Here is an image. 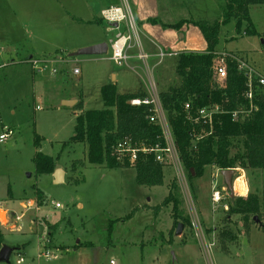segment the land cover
<instances>
[{"label":"rangeland","instance_id":"obj_1","mask_svg":"<svg viewBox=\"0 0 264 264\" xmlns=\"http://www.w3.org/2000/svg\"><path fill=\"white\" fill-rule=\"evenodd\" d=\"M161 10L166 23L204 19L222 23L226 16L224 0H161ZM249 13L259 35L239 34L235 30V19L223 24L216 64L226 53H233L262 78L264 4L252 6ZM10 15L4 6L0 8V135L4 126L15 130L13 136L0 143V202L10 209L9 221L0 230L4 232L6 244L12 247L28 243L27 249L21 250L24 254H19L18 250L11 254V264H17L20 257L25 260L22 264H155L159 261L162 264H206L194 237L197 232L193 210L208 239L218 236L227 243L221 247L220 256L215 253V264H264V170L236 169L234 175V182L242 178L248 184L245 195H240L234 187L235 196L246 197L248 193H256L261 198L258 221L251 215L247 219L242 215L227 217L229 191L224 192V200L214 206L211 199L213 186L218 182L219 189L226 187L218 167L209 166L202 178L191 179L187 172L189 189H184L185 193L178 188L176 191L182 201L184 216L188 218L189 214L188 224L187 227L184 225L182 233L177 234L175 230L170 236L175 222L173 204L162 206V203L172 185H177L173 171L164 168L165 184L148 187L137 182V169L132 164L128 168L116 169L89 164L87 145L69 141L75 134L76 124L72 111L65 108L66 105L58 110L61 92H53L50 88L62 86V94L64 92L65 96L77 100L69 109L79 114L105 108L99 88L102 82L107 81L108 70L114 63L84 59L80 62L81 80L76 79L72 69L78 58L73 59L64 51L75 40L72 36L66 41L61 37L52 39L53 46L44 52L49 60L47 70L36 76L38 71L31 59H17L16 46L19 53L26 52L28 48L22 39L17 41L22 31L18 19ZM189 25L194 24L186 23ZM8 27L14 32H9ZM50 34L48 31L47 35ZM194 41L199 47L201 39L197 37ZM57 48L63 50L54 53L52 50ZM58 55H62V59L54 58ZM11 58L17 60L10 61ZM64 59H68V63ZM177 59L178 55L169 56L163 65L157 67L158 72L153 69L161 92L181 81L176 71ZM140 64L138 71L143 78L132 82L146 87L149 77L142 62ZM52 67L58 72L48 79L54 86L46 84L44 96L38 93L41 84L37 81L34 84L32 80L49 77ZM62 79L65 81L61 82ZM78 80L77 87L73 86ZM143 87L137 93L139 97L147 94ZM84 94L87 99L85 109ZM37 135L40 136L39 146L35 144ZM39 151L56 159L57 169L66 172L64 182L56 184L54 173L37 172L34 157ZM29 200L35 206L27 209L23 205ZM58 204L61 207H57ZM136 207L139 210L132 219L118 221L109 232L112 221L129 215ZM181 243L189 244V247ZM189 251H193L189 254L193 261L186 256Z\"/></svg>","mask_w":264,"mask_h":264},{"label":"trees","instance_id":"obj_2","mask_svg":"<svg viewBox=\"0 0 264 264\" xmlns=\"http://www.w3.org/2000/svg\"><path fill=\"white\" fill-rule=\"evenodd\" d=\"M224 2L226 16L222 23L204 19L198 22L186 20L165 24L160 17L149 18L148 21L160 24L164 29L173 28L180 33L186 23H192L198 27L207 43L204 51L187 50L178 55L176 71L181 81L178 85L170 86L167 91L161 92L163 107L168 111L182 163L186 166L191 179L202 178L209 166H216L221 171L229 168L245 171L264 170V85L259 83L261 77L257 74L253 76V97L249 99L246 97L247 92L250 91L248 85L250 78L247 74L249 70L239 69L240 60L233 53H226L222 57L227 69V75L222 83L215 80L214 70L221 26L235 19L236 32L249 36L259 35L249 12L252 6L264 4V0H224ZM101 91L105 108L87 110L79 114L74 127L75 134L69 141L87 145L86 158L91 165L112 169L128 168L131 165L129 160H119L115 155L116 143L130 137L133 145L143 144L153 147L162 140L161 126L150 123L148 106L129 104L134 97H139L138 94H119L112 84L103 86ZM188 101L191 102L194 115L196 110L209 104L224 106V113L215 117L213 132L209 133L210 127L207 125L208 134L196 142V146L193 144L195 140L193 133L201 132L202 126L196 125L187 118L185 104ZM251 105L254 106L253 110ZM236 110L247 112L244 120H233V112ZM35 144L36 146L40 144L39 135ZM34 162L39 174H53L57 169L56 159L43 151L36 153ZM136 164L139 184L148 187L165 184L164 168L156 163L154 153L140 152ZM192 170L195 175L192 174ZM174 184L162 203V206L173 204L172 214L175 222L170 236L180 223L186 227L188 224V218L181 209L182 201L176 191L178 187ZM9 193L12 195L11 188ZM228 199L227 217L242 215L247 219V216L255 217L261 214V198L256 193H248L246 197L235 194L232 196L229 193ZM138 210L139 207H136L129 215L112 221L109 232L113 231L114 224L118 221L132 219ZM170 242L173 243L172 240ZM4 244H6L5 235L0 230V249ZM27 245L28 243L18 244L14 247L20 253Z\"/></svg>","mask_w":264,"mask_h":264},{"label":"crops","instance_id":"obj_3","mask_svg":"<svg viewBox=\"0 0 264 264\" xmlns=\"http://www.w3.org/2000/svg\"><path fill=\"white\" fill-rule=\"evenodd\" d=\"M124 1L126 0H0V8L4 6V9L7 11V13L11 14L10 16L18 19V25L20 27V30L22 31V34L17 36V41L20 42L22 39V41L25 42L28 48L26 52L19 53V49L17 48L18 46H16L15 54L16 56H18L17 59L21 60V58L26 57L27 59L31 60H39L41 58L48 60L46 59L48 55H46L44 52H46V50H49V48L53 46L52 39L63 37L62 40L66 41V39L70 36L74 38L75 42H71V45H69L70 48L64 50L66 51V53H68L69 57H71L70 53L75 52L80 48L93 46L94 44L102 42L110 43V40L113 39V37H115V34L118 32V29H116L117 25L115 23H107V21L101 16V12L105 9L111 8L112 6L123 5ZM128 2L132 6L134 16H136L137 25L139 28L140 41L143 50L145 51V53H148L150 55L149 63L152 64V71L153 69H156V71L158 72L157 67H160V65H163V63L165 62L164 60V62L158 64V56L159 54H161V50H174L181 52H187V50H205L207 46L206 40L204 39V36L200 32L198 27L194 25H189V27L185 25L184 27H182L181 33H184L185 36L184 38H181V33L173 28L164 29L160 24H153L151 22H148L149 18L160 17L165 24H168L164 21L163 17L161 16V0H128ZM47 16L50 17L47 19ZM7 29H9V32H14L12 28L10 29L8 27ZM48 31L51 32L49 36L47 35ZM197 37L201 39L199 47H196L194 44V42H196L194 41V39ZM60 48H57L52 51L58 54L60 53V51L63 50ZM130 54L131 58L129 59L126 67L116 66L114 61L110 59L109 50L107 55L72 57L73 59H79H77L76 65H74L73 68L75 69L76 67H79L80 74H77L78 76L75 75L73 73V69L72 73L76 79L77 77L80 79V76H82L83 74L80 62L85 61L84 59H88V62H95L97 60L100 62L110 61L114 64L111 63L112 65L108 70L109 74L107 81L102 82L100 85V94L102 87L108 84L115 85L116 91L119 94H137L140 91V88H142L143 86L141 85V83H137V85L133 84L132 80L135 79L136 81H139V77H141V79L143 78V75L138 71V68L141 65L140 62L142 61L137 57V48L132 49ZM61 56L62 55H58L54 58H56L57 60L62 59ZM106 56L108 57L105 58ZM17 59L11 58L10 61ZM64 60H66V63H68L69 61L68 59ZM53 68L54 67H52V69ZM45 71L36 72V76L41 75L40 73H43ZM54 75H56V73H52L49 77H38L39 79L35 78L32 80L34 84L35 81H37V84H41L38 90L39 94L41 92L44 95L46 92V86L53 85L52 83L49 84L48 79L52 78ZM80 80H78V82L73 86L77 87V84H79ZM64 81L65 79L61 80V82ZM50 88L53 89V92L56 90L58 93L61 92L59 93L58 110L62 109L61 106H65V100H72L68 96H65L64 92L62 94V86L59 85L58 88L56 86ZM143 88L144 90H147V83L146 87ZM145 92L147 93L148 90ZM86 102V94H84V109L86 106ZM69 106L72 105H66L65 108L72 111V114L76 120L77 116L79 115V112L77 113L76 111L69 109ZM11 198L13 199L14 196H11ZM9 210L10 209L4 205V202H0V220H2V218L4 220L6 216L8 217V215L10 214ZM12 210L13 213L16 214L13 208L11 209V211ZM4 226H6L5 223L0 222V227L3 228ZM215 240L216 244L212 250V255L214 256V259H216V254L220 256V253H222L221 247L227 245L226 241L218 236L215 238ZM188 245L189 244H186L184 246L189 247ZM192 252L193 251H189L187 252L188 254L186 253V256L190 258L191 261L193 260L189 254ZM21 253L23 252L20 251L19 254ZM155 264L162 263L161 261H159Z\"/></svg>","mask_w":264,"mask_h":264},{"label":"built area","instance_id":"obj_4","mask_svg":"<svg viewBox=\"0 0 264 264\" xmlns=\"http://www.w3.org/2000/svg\"><path fill=\"white\" fill-rule=\"evenodd\" d=\"M101 16L110 24L115 23L117 25L116 29H118V32L115 34V37H113V39H111L109 43L110 59L114 61V63L119 67H124L127 65L129 59L131 58V50L137 48V57L143 62L145 71L149 77V82H147V94L143 97H134L132 100L129 101V104L132 106H148L150 108L148 115L150 123H156L161 126L162 129V140L159 143H156L155 146L148 147L143 144L140 146L136 144L133 145L131 138L126 137L116 143L115 155L119 160L128 159L130 164H132V166L135 168L140 152H143L145 154L154 153L156 163L163 166V168H168L173 171L174 180L178 185V189L185 193V190L189 189V183L187 181L186 176L188 170L186 169L184 163H182L178 146L176 145V136L174 133V129L169 122L168 111L163 107L161 91L158 89V85L154 79V73L152 71L153 67L149 65L150 55L148 53H145V51L143 50L140 41L139 28L137 25L136 16H134L132 6L128 2V0H126L124 1L123 5L112 6L109 9L103 10L101 12ZM180 52L181 51L161 50V54H159L158 56V64L164 62V60L169 56L179 55ZM31 61L36 71L40 72L47 70V64L49 60L41 58L39 60L34 59ZM44 62H46V64H44ZM244 68H248L247 65H245L244 61H239V69L243 70ZM248 69L249 72H247V74L250 78L248 83L250 91L247 92L246 97L252 99V79L256 72L253 69ZM214 70L215 80L217 82L222 83V81L227 75L226 65L222 59L218 60V63L215 65ZM51 72L57 73V69L54 67L53 69H51ZM73 73L75 75L80 74V68L76 67L75 69H73ZM259 83L261 85H264V77L259 78ZM251 106L253 110L254 106ZM185 107V110L187 112V118L190 119L196 125L202 126L201 132L193 133V136L195 137L193 144L194 146H196V142H198L200 139H202L208 134L206 128L207 125L210 127L209 133L213 132V122L215 120V117L216 115L224 113V106L220 104H209L203 108H199L198 110H196L195 115L192 112L193 107L191 106L190 101L185 104ZM246 113L242 110L234 111L233 120H244ZM2 131L3 133H1L0 135V143H4L6 140H8V138L15 134V130L8 126H4ZM218 170L220 173L221 170ZM217 183L213 186V192L211 194V199L215 207L224 200V192L227 193L229 191L227 190V187H223L222 190L219 189ZM229 193L230 192H228L227 194ZM26 202L27 203H25L23 207L26 206L27 209L33 208L35 206L32 205L33 203H31V200ZM57 207H61V204H58ZM192 216L194 218V228L197 232V235H194V237H196L197 239V243L200 246L201 252L205 257L206 264H215L214 257L212 255V250L216 244V240L208 239L206 232L204 231L203 226L198 221L194 210L192 212ZM6 217L4 220L3 218L2 220H0V222L5 223V225L7 224V221H9V215L7 218ZM17 219H21V217L17 216ZM47 254L48 252L46 251V256H48ZM23 262H25V260L22 257L17 259V264H22Z\"/></svg>","mask_w":264,"mask_h":264},{"label":"water","instance_id":"obj_5","mask_svg":"<svg viewBox=\"0 0 264 264\" xmlns=\"http://www.w3.org/2000/svg\"><path fill=\"white\" fill-rule=\"evenodd\" d=\"M184 33L180 34L181 38H184ZM109 50V43L108 42H102L94 44L93 46H88L84 48H80L76 50L75 52L70 53L71 57H84V56H95V55H107ZM77 103L76 100H65V105H75ZM236 169L229 168L227 170H222L221 175L223 177L224 183L227 187V190L234 195V175H235ZM65 174L66 172L63 169H57L54 172V182L56 184H61L65 181ZM192 174L195 175L194 170H192ZM255 220L258 221V217H255ZM184 228V224L180 223L177 227L176 233L180 234L182 233ZM16 251L15 247L10 246L9 244H4L3 247L0 249V262L11 264V254Z\"/></svg>","mask_w":264,"mask_h":264},{"label":"bare ground","instance_id":"obj_6","mask_svg":"<svg viewBox=\"0 0 264 264\" xmlns=\"http://www.w3.org/2000/svg\"><path fill=\"white\" fill-rule=\"evenodd\" d=\"M247 185L248 184L245 181H243L242 178H239L238 181L235 182L236 190L242 195L246 193L248 188Z\"/></svg>","mask_w":264,"mask_h":264}]
</instances>
